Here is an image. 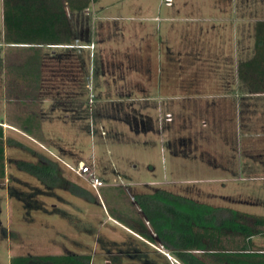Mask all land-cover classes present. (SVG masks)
Listing matches in <instances>:
<instances>
[{
	"label": "rangeland",
	"instance_id": "374dc122",
	"mask_svg": "<svg viewBox=\"0 0 264 264\" xmlns=\"http://www.w3.org/2000/svg\"><path fill=\"white\" fill-rule=\"evenodd\" d=\"M167 1L99 0L86 11L70 13L74 46L80 49L2 47L0 118L24 132L33 131L7 130V137L57 161L66 178L97 200L65 164L84 163L101 174L118 169L135 183L134 190L124 184L119 188L139 222L144 219L134 215L132 197L153 186L264 216V107L258 104L252 118L244 109L239 116L229 106L214 116L186 100L236 88L234 59L250 48L254 53L264 0ZM1 20L0 13V27ZM223 72L230 80H223ZM247 131L251 137L244 139ZM32 135L57 157L29 138ZM37 159L26 150L6 148V178L0 184V264H10L17 254L45 255L57 244L73 253L86 251L69 246L73 239L68 235L87 232V226L66 228L57 216L41 211L52 204L80 210L84 200L48 190L16 167L19 160ZM253 240L264 250L263 236ZM120 244L98 245L93 263L107 264L110 254L120 251V264H179L155 241L147 245L153 253L144 254L146 260L139 259L129 240Z\"/></svg>",
	"mask_w": 264,
	"mask_h": 264
},
{
	"label": "trees",
	"instance_id": "16d2710c",
	"mask_svg": "<svg viewBox=\"0 0 264 264\" xmlns=\"http://www.w3.org/2000/svg\"><path fill=\"white\" fill-rule=\"evenodd\" d=\"M99 0H4V40L8 45L74 46L76 35L70 13L86 11ZM58 63V62H57ZM63 64L64 60H59ZM239 79L253 94H264V21L256 23L255 55L238 67ZM33 154L37 162L19 160L20 171L37 178L48 190H63L89 203L97 198L65 177L60 164L8 138L0 126V184L6 178V148ZM134 203L159 243L179 264H264V250L254 238L264 237V216L215 207L166 190L136 194ZM113 246H118L112 244ZM203 254L204 257H202ZM122 254L110 260L120 264ZM10 264H93L92 255L62 254L17 256Z\"/></svg>",
	"mask_w": 264,
	"mask_h": 264
},
{
	"label": "crops",
	"instance_id": "0c3cea01",
	"mask_svg": "<svg viewBox=\"0 0 264 264\" xmlns=\"http://www.w3.org/2000/svg\"><path fill=\"white\" fill-rule=\"evenodd\" d=\"M3 2L4 0H0V13H1V27H0V51L2 47L4 46H20V45H5L4 40V20H3ZM4 43V44H3ZM30 47V46H29ZM34 47V46H33ZM38 47V46H35ZM40 47V46H39ZM58 49H80L79 46H56ZM255 55V51L253 53L252 48H250L249 51H244L243 55H240L238 57H235L234 63H233V76L236 83V88H229L226 91H223L222 93H215L212 95L204 96L201 94L192 95L186 100L189 102H192V105L195 107V109H201V110H207L208 112H212L214 116L217 115V113H220L224 108H227L229 106L230 108H234L237 113L239 112V116L242 115L243 109L248 112V117L253 116L255 113V110L258 109V104L264 107V94H253L249 91V89L242 84H240L241 80L238 76V67L241 63L239 57L246 58L248 60L252 59ZM244 61V62H246ZM223 69V68H222ZM226 69V66L224 67V70ZM223 70V71H224ZM223 80H230L229 77L226 75L225 72H223ZM222 80V77H220ZM260 106V108H261ZM264 111V110H263ZM204 123V122H203ZM207 123H204V126H206ZM247 125H250V129L252 127L251 121L247 122ZM0 126L4 127L5 133L7 130L10 131H16L19 133H23L24 130L21 129L18 125H14L12 123H9L6 119L0 118ZM25 132H28L32 134V130H25ZM24 132V133H25ZM7 136V134H6ZM29 136V135H27ZM34 136V135H32ZM251 136L248 134V131L246 135H244V139H248ZM31 138L36 144H40L43 146L47 151H49L51 154L55 155L47 146H45V142L40 143L37 141V137H29ZM36 138V139H35ZM41 140V139H39ZM243 143V139L242 142ZM51 146V145H50ZM253 147V146H252ZM52 148V147H51ZM118 169L114 170V174L112 173H105L101 174L97 170V175L105 182L106 187L103 188L104 195H102V200L98 199L95 203H89L87 201H83V208L80 210L73 209L68 206H60L56 204H52L50 207L43 206L41 211L47 214L48 216H57V218L61 219V221H64L65 227L70 228L73 227L74 229L77 227H82V225L87 226L90 230L87 232H75L73 235H68L73 240H70L68 242V245H76L80 248H84L83 253H80V255H92L93 256V262H94V249L102 244H116L119 245L120 243L129 240V245L132 247L136 254H139V259L146 260L147 256L146 254H152L151 250L148 248L147 245H153L152 239L150 236H155L153 233L152 228L150 227L149 223L144 219L140 209L134 204L131 209H137L136 213L134 215H141L144 219L139 222L137 220L138 218H135L130 212L128 206L126 207L123 201L124 194L120 190L119 187H122V184L126 186H130V189L134 190L135 183L133 181H130L127 179V177H123ZM214 181V180H213ZM216 181L220 182V179H216ZM152 182V181H151ZM151 182H148L144 185L146 187L149 186ZM133 186V187H132ZM152 186V185H150ZM154 189H161L160 187L153 186V188H149V191H146L141 194H149L153 193L151 191ZM102 190V191H103ZM134 199V197H132ZM134 202V200H133ZM70 211H73L74 216H69ZM113 215H111V213ZM91 214V216H89ZM84 216V217H83ZM85 216H89L91 218H86ZM94 217V218H93ZM122 222V223H121ZM124 222V223H123ZM143 223H145V226ZM98 226L100 227L101 234H104V230L108 231L106 237L103 235H98L100 231H97ZM147 227V228H146ZM65 231V229L63 230ZM65 233V232H64ZM73 236V237H72ZM117 237L123 238V241L120 242V240L117 239ZM152 241V242H151ZM121 245V244H120ZM58 246V247H57ZM55 247H51L48 253L45 255H62V254H69L72 249H69L68 247H60L58 244ZM92 247V251L89 250V248ZM65 251H63L64 249ZM159 252V251H158ZM73 253V251L71 252ZM73 254H79V253H73ZM145 254V255H144ZM41 256V255H33V254H17L16 256ZM114 255V254H110ZM168 259H172V257L168 254H166ZM162 257H159L158 260L161 261ZM107 264H110V260H106ZM94 264V263H93ZM165 264H170L168 260L165 261Z\"/></svg>",
	"mask_w": 264,
	"mask_h": 264
},
{
	"label": "built area",
	"instance_id": "2783aa9c",
	"mask_svg": "<svg viewBox=\"0 0 264 264\" xmlns=\"http://www.w3.org/2000/svg\"><path fill=\"white\" fill-rule=\"evenodd\" d=\"M168 5L172 2L167 1ZM68 169L74 173L77 177L85 181L88 186L96 193L97 197L102 200V189L106 187L105 182L97 175L95 168H91L84 163H80L79 166L74 167L70 164H65ZM134 200V199H133Z\"/></svg>",
	"mask_w": 264,
	"mask_h": 264
}]
</instances>
